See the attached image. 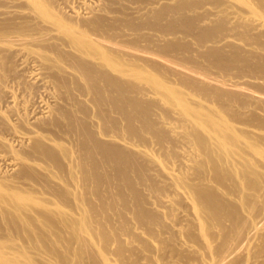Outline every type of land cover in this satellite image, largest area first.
<instances>
[{"label":"bare ground","instance_id":"1","mask_svg":"<svg viewBox=\"0 0 264 264\" xmlns=\"http://www.w3.org/2000/svg\"><path fill=\"white\" fill-rule=\"evenodd\" d=\"M0 264H264V0H0Z\"/></svg>","mask_w":264,"mask_h":264}]
</instances>
